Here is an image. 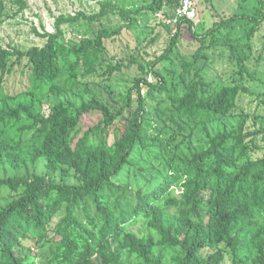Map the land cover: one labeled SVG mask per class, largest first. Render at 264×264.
Masks as SVG:
<instances>
[{"label":"trees","instance_id":"trees-1","mask_svg":"<svg viewBox=\"0 0 264 264\" xmlns=\"http://www.w3.org/2000/svg\"><path fill=\"white\" fill-rule=\"evenodd\" d=\"M179 3L103 0L97 14L60 15L53 32H37L42 46L27 51L0 47V264H36L35 256L26 253L30 243L38 251L46 249L39 264H166L165 251L172 253V264H221L227 254L232 264H264V128L243 134L241 120L235 134L208 133V124L229 116L238 96L250 94L249 89L187 81L191 62L182 63L171 88L156 71L169 61L183 25L195 35L194 22L179 20L150 72L139 64L145 76L136 78L133 89L140 94L141 84L148 88L155 115L149 118L146 99L139 97L135 123L116 131L112 143L104 132L131 108L130 95L122 105L112 98L120 104L114 112L96 96L78 106L58 101L48 116L40 111L41 98L75 93L99 71L105 63L100 58L104 40L130 29L140 14H168ZM258 4L259 16L249 18L254 27L264 22V0ZM8 5L25 10L27 1L0 0V22L8 17ZM110 14L120 19L118 28L66 39L63 26L101 25ZM245 17H231L195 36L200 43L209 38L214 46L220 28ZM202 52L201 47L193 58ZM23 60L28 86L10 96L3 78ZM131 63L137 60L131 57L128 67ZM119 70L114 66L105 73ZM148 73L155 82L147 81ZM238 75L256 80L242 64ZM92 116L99 119L83 131L81 123ZM166 122L177 131L167 130ZM193 131L207 135L205 147L191 145ZM149 146L160 147L167 157L162 169L147 173L142 185L117 182L132 155ZM205 249L215 251L204 257Z\"/></svg>","mask_w":264,"mask_h":264},{"label":"rangeland","instance_id":"rangeland-1","mask_svg":"<svg viewBox=\"0 0 264 264\" xmlns=\"http://www.w3.org/2000/svg\"><path fill=\"white\" fill-rule=\"evenodd\" d=\"M27 8L20 10L8 5L7 15L0 22V47L3 49H14L27 51L34 46H42L44 41L36 33L53 32L55 20L60 15H74L77 12L85 14H97L100 11V2L103 0H26ZM151 0H136V4H149ZM197 17L193 23L195 35H201L215 24L228 20L231 17L246 16L244 19L238 18L215 33L217 43L210 45L209 38L200 43L187 25H183L179 30V36L175 49L170 55L169 61L162 62L156 69L163 77L168 87H174V83L181 74L183 62H191L189 72L186 75L187 81L203 80L212 87L219 85L233 86L241 84L246 86L250 94H240L238 96L237 107L231 114L222 120L208 124V133L215 136L218 132L226 131L235 134L238 123L244 120L243 134L253 130L264 128V22L256 24L249 18H257L260 14L259 0H195ZM14 13L16 16L10 18ZM121 22L115 14H110L101 25L78 27L63 26L66 39L79 40L81 38L92 37L99 29L118 28ZM175 33L168 32L167 28L159 21L156 15L151 13L140 14L132 21L130 29H124L119 36L104 40V51L101 59L105 63L88 83L82 84L75 93H69L62 97L53 95L41 98L39 106L44 116L51 113V109L58 101H68L78 106L82 101H86L96 96L107 103L114 112L120 109V104H125L128 95L131 98V108H127L123 116H120L115 124L106 129L104 138L110 144L116 131L121 132L125 126L135 123L140 108L139 97L146 99V110L149 118L155 115V102L146 98L148 88L140 85V94L137 89H133L136 78L145 76L139 69V64L145 68V72H150L151 63L160 57L168 49L171 37ZM202 47L203 52L197 58L193 55ZM131 57L137 63H131ZM12 61V60H11ZM10 61V62H11ZM25 60L21 65H16L10 75H5L2 86L5 93L13 96L26 90L28 86V72L24 69ZM245 66L256 78L250 80L248 77H240L238 71L240 66ZM120 66L119 71H115L111 76L105 72L108 68ZM148 82H155V78L148 73ZM62 83V81H60ZM85 82V81H84ZM178 95L182 93V86L178 87ZM111 94V95H110ZM119 100L120 104L113 99ZM164 107H161V109ZM96 116L88 117L81 123L82 130H86L97 122ZM167 130L176 132L177 128L169 122ZM154 126V124H153ZM153 129L149 130L152 134ZM187 133V132H186ZM167 136L161 135L160 139L165 140ZM191 145L195 148L205 147L208 141L207 135L201 131H193L189 138ZM169 150L170 147H168ZM261 155V152L256 153ZM167 158V157H166ZM165 155L158 146H149L147 149H138L132 155V164L116 177L117 182L142 185L147 177V173H156L167 163ZM39 166L38 172L42 171ZM55 182L59 178L54 177ZM3 200H0V203ZM30 248L26 253L35 256V263L39 264L42 254L46 251L37 250L30 243ZM215 250L205 249L201 252L204 257L209 256ZM166 264H172L170 251L164 252ZM221 264H232V257L227 254Z\"/></svg>","mask_w":264,"mask_h":264},{"label":"built area","instance_id":"built-area-1","mask_svg":"<svg viewBox=\"0 0 264 264\" xmlns=\"http://www.w3.org/2000/svg\"><path fill=\"white\" fill-rule=\"evenodd\" d=\"M156 17L159 21L171 28H176L179 20L195 22L197 17L196 1L195 0H180L179 5L170 13H157Z\"/></svg>","mask_w":264,"mask_h":264}]
</instances>
